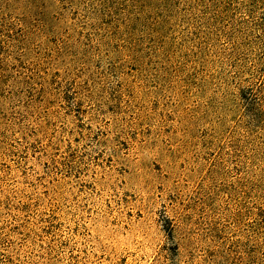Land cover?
<instances>
[{"label": "rangeland", "instance_id": "374dc122", "mask_svg": "<svg viewBox=\"0 0 264 264\" xmlns=\"http://www.w3.org/2000/svg\"><path fill=\"white\" fill-rule=\"evenodd\" d=\"M263 28L264 0H0V264H264Z\"/></svg>", "mask_w": 264, "mask_h": 264}, {"label": "trees", "instance_id": "16d2710c", "mask_svg": "<svg viewBox=\"0 0 264 264\" xmlns=\"http://www.w3.org/2000/svg\"><path fill=\"white\" fill-rule=\"evenodd\" d=\"M262 40L264 43V28H263V33H262ZM264 63V56L260 60L256 62V66L258 67L259 65H262ZM263 89V86L259 87L257 90V93L259 94L261 90ZM255 93H253V89L250 88V90L247 92V94H241V99L243 101V106H244V113L249 116V119L251 121L260 123L263 120V114L262 110L264 109V102L259 103L256 98Z\"/></svg>", "mask_w": 264, "mask_h": 264}]
</instances>
